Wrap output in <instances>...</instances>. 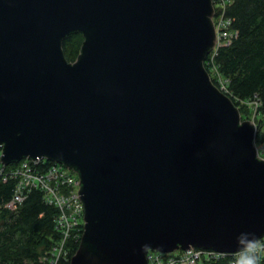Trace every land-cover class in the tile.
Instances as JSON below:
<instances>
[{"label":"water","instance_id":"1","mask_svg":"<svg viewBox=\"0 0 264 264\" xmlns=\"http://www.w3.org/2000/svg\"><path fill=\"white\" fill-rule=\"evenodd\" d=\"M213 1L0 0L2 164L77 171L83 233L67 264L264 238L256 123L205 67Z\"/></svg>","mask_w":264,"mask_h":264},{"label":"trees","instance_id":"2","mask_svg":"<svg viewBox=\"0 0 264 264\" xmlns=\"http://www.w3.org/2000/svg\"><path fill=\"white\" fill-rule=\"evenodd\" d=\"M213 5L216 18L222 14L230 22L228 30L234 35L230 43L220 44L211 58L207 57L205 67L218 87V74L226 80L228 90L224 92L240 108L241 118L255 121L258 132L255 141L261 142L264 140V0H214ZM82 39L81 34H73L62 46L70 60L77 58ZM52 164L53 160L44 158L36 166L42 172ZM14 187L13 179L3 181L0 175V264H48L51 257L47 261L42 257L49 255L47 252L63 236L55 226L58 209L44 202L43 192L35 188L25 190L26 197L18 209L5 207L13 197ZM79 229L82 234L83 229ZM78 241L76 236L66 239L65 256L56 264L70 261ZM257 251L260 252L258 264H264V251ZM257 251L244 252L236 263H231L232 256L228 255L214 261L201 258L196 264H250Z\"/></svg>","mask_w":264,"mask_h":264},{"label":"built area","instance_id":"3","mask_svg":"<svg viewBox=\"0 0 264 264\" xmlns=\"http://www.w3.org/2000/svg\"><path fill=\"white\" fill-rule=\"evenodd\" d=\"M215 18L216 15L213 16V19ZM217 18L220 19L215 27L217 40L214 44V48L207 54L206 58L209 55L211 58V53L216 51L220 44L230 43L234 35L232 31L228 30L230 22L225 19L222 14L217 16ZM225 81L223 76L218 74L216 82L220 85V89H222L223 92L228 90ZM262 152H264V149H260V146H258V157L264 156ZM260 154L262 156H260ZM43 159L37 158L30 160L28 158H23L16 163L14 162L13 165L6 167L8 164L3 165L0 156V175L3 181H6L8 178L15 181V187L12 193L13 197L7 201L4 205L5 207L18 209L20 203L26 197L25 190H30L32 188L40 189V191L43 192L44 202L46 201V203L53 204L57 207L58 212L55 219V226L61 231L63 236H61L58 245H55L52 250L47 252L49 255L42 257L44 261H47V259L51 257L48 264H56L60 261L61 257L65 256L66 239L68 237L72 238L73 236L79 238L81 234L79 228L81 227L82 229L84 223V205L79 196L80 192L78 189L81 185V181L77 171L61 163L54 162V164L48 166L49 168L47 170L41 172L36 164ZM258 249L264 251V238L259 239L257 242L252 243L251 246H247L239 252H223L216 249L197 248L196 246H191L187 250L177 248L173 252H159L158 250L149 249L147 264H196L201 258L214 261L228 255L232 256L231 263H236V259L239 255L247 251H257Z\"/></svg>","mask_w":264,"mask_h":264},{"label":"clouds","instance_id":"4","mask_svg":"<svg viewBox=\"0 0 264 264\" xmlns=\"http://www.w3.org/2000/svg\"><path fill=\"white\" fill-rule=\"evenodd\" d=\"M255 145H257L256 141H255ZM257 147H258V145H257ZM259 158H261V157H259ZM259 254H260L259 251H257V252L254 254L252 260L250 261V264H258V256H259Z\"/></svg>","mask_w":264,"mask_h":264},{"label":"rangeland","instance_id":"5","mask_svg":"<svg viewBox=\"0 0 264 264\" xmlns=\"http://www.w3.org/2000/svg\"><path fill=\"white\" fill-rule=\"evenodd\" d=\"M219 20H220L219 18H217V19L215 18L214 19L215 25H217L219 23ZM256 143H257L258 146H260V149H264V140H262L261 142H259V141L257 142L256 141ZM262 154L264 155V152H262ZM260 156H262V155L260 154Z\"/></svg>","mask_w":264,"mask_h":264},{"label":"bare ground","instance_id":"6","mask_svg":"<svg viewBox=\"0 0 264 264\" xmlns=\"http://www.w3.org/2000/svg\"><path fill=\"white\" fill-rule=\"evenodd\" d=\"M260 153V152H259ZM259 153H258V155H259Z\"/></svg>","mask_w":264,"mask_h":264}]
</instances>
